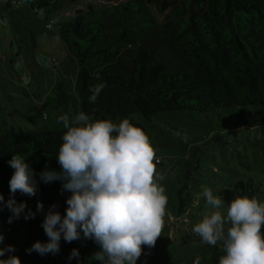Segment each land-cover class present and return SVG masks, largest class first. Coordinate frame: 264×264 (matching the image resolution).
<instances>
[{"label":"rangeland","instance_id":"374dc122","mask_svg":"<svg viewBox=\"0 0 264 264\" xmlns=\"http://www.w3.org/2000/svg\"><path fill=\"white\" fill-rule=\"evenodd\" d=\"M123 1L126 0H52L34 10L28 4L15 7V3L0 2V21L6 18L9 25L0 24V134L11 129H62L60 115L80 112L75 85L77 61L59 36V23L52 28L47 24L51 19L70 18L87 3L102 7ZM20 58L23 65L17 70L15 64ZM24 78H30L27 87L23 85ZM124 118L149 136L158 158L157 176L165 177L157 183L164 187L168 201L161 236L154 247L144 246L137 264H182L205 250L221 249L219 244L202 243L192 231L207 211L203 187L221 197L225 215L229 202L222 191L235 190L239 181H252L253 196L264 202V104L231 105L211 112L168 110L150 118L139 112L107 117L115 123ZM9 160L0 159V192L5 201L10 196L9 181L14 171ZM28 161L37 174L38 191L31 197L17 192L16 199L26 201L33 211L42 201L44 212L9 223L11 213L4 208L0 213L4 244L15 246L22 264H101L92 259L99 246L91 239L67 243L62 238L55 255L27 251L37 240L48 239L41 225L49 206L56 204L61 213L66 212L70 195L61 193V181L46 184L39 180L45 167L60 170L56 156H29ZM261 231L264 233V226ZM74 248L79 249V258L69 260Z\"/></svg>","mask_w":264,"mask_h":264},{"label":"trees","instance_id":"16d2710c","mask_svg":"<svg viewBox=\"0 0 264 264\" xmlns=\"http://www.w3.org/2000/svg\"><path fill=\"white\" fill-rule=\"evenodd\" d=\"M8 1L34 10L52 0ZM53 20L78 64L80 111L92 118L264 104V0L87 3L70 18ZM64 131L7 130L0 134V159L13 152L56 156ZM254 190L252 181H239L222 193L230 203ZM221 255L205 250L182 264H218Z\"/></svg>","mask_w":264,"mask_h":264},{"label":"clouds","instance_id":"9594fccd","mask_svg":"<svg viewBox=\"0 0 264 264\" xmlns=\"http://www.w3.org/2000/svg\"><path fill=\"white\" fill-rule=\"evenodd\" d=\"M0 24L9 26L6 18ZM22 65L20 58L15 67L19 70ZM29 83L30 78L23 79L25 87ZM100 90L94 89L90 102H95ZM59 122L65 129L56 155L60 170L45 167L39 180L46 184L61 181V193H70L67 208L62 214L56 204L49 206L41 225L48 239L37 240L27 251L55 255L62 238L67 243L83 238L99 246L92 259L101 264H137L144 246L154 247L161 236L168 203L164 187L157 183L165 177L157 176L158 158L149 136L127 118L119 123L92 120L84 111L62 114ZM13 153L8 161L14 170L9 198L5 201L0 192V211L8 209L9 223L44 212L42 201L35 211L26 201H17V192L35 196L39 181L28 156ZM202 196L207 211L192 231L202 243L221 246L219 264H264V202L256 196L234 195L225 215L220 196L208 187H203ZM4 240L0 231V264H22L15 246L5 245ZM79 255L74 248L68 259Z\"/></svg>","mask_w":264,"mask_h":264},{"label":"built area","instance_id":"2783aa9c","mask_svg":"<svg viewBox=\"0 0 264 264\" xmlns=\"http://www.w3.org/2000/svg\"><path fill=\"white\" fill-rule=\"evenodd\" d=\"M35 9H37V8H35ZM47 27H48V28L55 27V23H54V20H53V19H51V20L48 22Z\"/></svg>","mask_w":264,"mask_h":264},{"label":"water","instance_id":"95a60500","mask_svg":"<svg viewBox=\"0 0 264 264\" xmlns=\"http://www.w3.org/2000/svg\"><path fill=\"white\" fill-rule=\"evenodd\" d=\"M8 0H0V2L6 3Z\"/></svg>","mask_w":264,"mask_h":264}]
</instances>
